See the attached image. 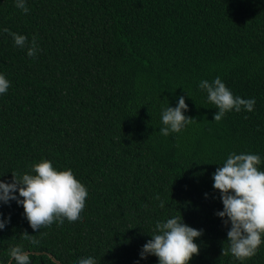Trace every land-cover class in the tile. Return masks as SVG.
Returning a JSON list of instances; mask_svg holds the SVG:
<instances>
[{"label": "trees", "instance_id": "16d2710c", "mask_svg": "<svg viewBox=\"0 0 264 264\" xmlns=\"http://www.w3.org/2000/svg\"><path fill=\"white\" fill-rule=\"evenodd\" d=\"M0 0V181L33 174L49 160L71 169L88 191L81 218L33 231L15 201L0 204V264L21 246L31 264H158L140 259L158 221L182 215L203 235L189 264L239 261L227 247L220 194L212 175L231 153L259 155L264 171V0ZM12 33L40 49L35 58ZM220 77L252 112L218 111L199 88ZM183 96L180 133L160 134L162 111ZM18 194V193H17ZM160 199L157 200L156 196ZM207 195V198H206ZM163 202L164 208L159 205ZM35 236L38 245L23 238ZM54 259L55 261H53ZM11 264H14L12 261Z\"/></svg>", "mask_w": 264, "mask_h": 264}, {"label": "clouds", "instance_id": "9594fccd", "mask_svg": "<svg viewBox=\"0 0 264 264\" xmlns=\"http://www.w3.org/2000/svg\"><path fill=\"white\" fill-rule=\"evenodd\" d=\"M15 7L24 14L29 12L26 0H15ZM2 32L12 37L15 46L27 48L29 57L35 58L40 50L35 36L29 41L28 37L12 33L7 28ZM198 86L206 91L208 102L218 109L213 122L221 121L226 113L233 110L237 113L242 109L247 112L254 110V98L234 96L220 77L211 82L203 80ZM9 87L10 82L0 74V94H6ZM163 102H166L167 107L161 115L164 125L160 129L161 135L166 137L171 133H180L186 125L197 122L184 115L188 105L183 96L178 98L176 107L168 106L167 99ZM260 163L259 155L233 152L212 175L213 188L219 192L223 204V211H217L215 215L226 228L230 224L227 232L228 246L222 248V255H231L239 261L255 256L264 236V171L259 170ZM31 173H14L11 174V182L0 181V204L10 205L11 201H15L18 206H22L23 215L33 231L50 227L54 222L62 225L65 219L74 222L81 218L88 191L75 178L71 169L58 171L51 161L41 160L32 165ZM156 199L160 197L157 195ZM159 206L164 208L165 204L161 202ZM9 222L10 217L0 218V230ZM202 235L203 229L188 226L183 222L182 215L158 221L151 239L142 246L140 259L155 256L158 264H189L194 256L199 255V245L194 241ZM22 236L33 245L39 244L35 236L26 232ZM9 255L14 264H31L30 254L21 246L10 249ZM78 264H96V261L93 257H85L79 259Z\"/></svg>", "mask_w": 264, "mask_h": 264}, {"label": "water", "instance_id": "95a60500", "mask_svg": "<svg viewBox=\"0 0 264 264\" xmlns=\"http://www.w3.org/2000/svg\"><path fill=\"white\" fill-rule=\"evenodd\" d=\"M53 261H55L54 259H52ZM11 261V263H12V260H10ZM10 261L8 262V264H10ZM55 263H57V264H61V263H59V262H57V261H55Z\"/></svg>", "mask_w": 264, "mask_h": 264}]
</instances>
